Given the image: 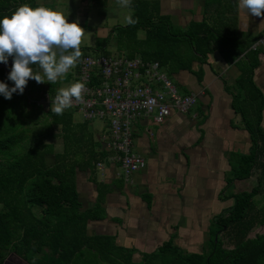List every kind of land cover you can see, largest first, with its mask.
I'll return each mask as SVG.
<instances>
[{"label": "trees", "instance_id": "trees-1", "mask_svg": "<svg viewBox=\"0 0 264 264\" xmlns=\"http://www.w3.org/2000/svg\"><path fill=\"white\" fill-rule=\"evenodd\" d=\"M92 1L98 6L107 4V0ZM23 4L49 8L35 0H0V19L11 16ZM130 8L138 22L117 25L108 34V38H114L119 54L128 58L138 54L145 60L157 61L172 75L190 70L194 60L206 62L209 53L221 48L224 60L234 63L240 71L225 89L232 94L231 108L240 115L242 129L250 139L248 152L227 153L230 170L221 198L230 199L231 204L211 217L206 249L188 252L170 238L153 252L145 253L136 264H264V232L250 236L255 226L264 229V204L257 206L255 201L264 190V95L253 78L262 47L221 45L205 19L191 21L185 29L176 28L169 16L161 13L158 0H131ZM11 59L8 57V61ZM11 67L12 64L0 67V82L9 88L14 87L8 79ZM31 67L34 72L41 70L35 64ZM196 75L200 80L202 71ZM34 82L28 81L23 94L13 93L11 99L0 94V264L9 252L29 264H75L76 258L87 250H93L108 264H128L124 250L115 245L114 236L87 234L88 221L104 217L101 199L105 191L100 188L104 185L97 184L96 202L88 208L82 207L76 187L80 171H88L95 181L97 163L104 161L108 152L93 136L90 121H75L71 109H65L62 115L50 108L43 111L35 98H29L27 87L34 92L40 90ZM46 89L56 92L48 81ZM26 100L31 101L28 111ZM34 110L43 111L46 132L31 134L26 117ZM197 111L202 113L201 109ZM58 135L63 141L59 151L45 141ZM255 170L257 181L250 190L226 192L234 180L247 179ZM223 234L228 246L221 239Z\"/></svg>", "mask_w": 264, "mask_h": 264}, {"label": "crops", "instance_id": "crops-1", "mask_svg": "<svg viewBox=\"0 0 264 264\" xmlns=\"http://www.w3.org/2000/svg\"><path fill=\"white\" fill-rule=\"evenodd\" d=\"M35 1L48 5L49 0ZM158 1L161 13L169 16L173 26L185 29L189 22L205 19L220 44H227L228 48L233 43L253 44L264 32V16L247 14L239 8L238 0ZM220 51L209 53L206 62L192 61L190 70L171 75L184 92L197 93L191 113L172 112L158 124L150 116L135 121L133 151L145 158L146 167L127 179L112 160L115 153L109 146L110 131L105 124L99 131L89 125L108 154L97 166L95 181L88 171L76 176L83 208L95 204L97 184L104 185L100 186L105 191L101 199L104 217L89 220L87 234L114 236L115 245L127 255L129 261L125 263L141 262L145 253L153 252L170 238L188 252H200L204 241H208L211 217L231 204L230 199L226 203L228 200L221 198L230 170L227 153L248 152L250 139L242 129L240 115L231 108L232 94L225 89L240 74L239 68L228 64ZM258 60L253 78L264 95V46ZM199 70L200 80L196 75ZM262 115L264 128V108ZM75 261L108 264L93 250L85 251Z\"/></svg>", "mask_w": 264, "mask_h": 264}, {"label": "built area", "instance_id": "built-area-1", "mask_svg": "<svg viewBox=\"0 0 264 264\" xmlns=\"http://www.w3.org/2000/svg\"><path fill=\"white\" fill-rule=\"evenodd\" d=\"M264 46V32L251 46ZM79 82L85 84L83 98L70 108L82 114V120H104L110 131L112 160L117 162L125 179L146 167L145 158L133 151V124L143 116L162 123L172 112L188 114L197 101V93L180 96L157 61L140 55L84 54L78 66ZM55 93L44 88L38 104L48 109ZM151 134V131H149ZM100 166V163H97Z\"/></svg>", "mask_w": 264, "mask_h": 264}, {"label": "clouds", "instance_id": "clouds-1", "mask_svg": "<svg viewBox=\"0 0 264 264\" xmlns=\"http://www.w3.org/2000/svg\"><path fill=\"white\" fill-rule=\"evenodd\" d=\"M124 8H130L131 0H117ZM238 6L256 17L264 16V0H238ZM131 12L125 17L126 24H135ZM85 30L77 23H69L59 11L45 6L31 7L23 4L11 16L0 19V63L13 57L8 79L14 87L0 82V94L11 99L13 93L23 94L29 79L37 83H55L75 67L82 56L80 45ZM38 65L43 75L34 72L31 65ZM85 84L72 83L61 87L51 103L53 113L62 115L74 101L83 98Z\"/></svg>", "mask_w": 264, "mask_h": 264}, {"label": "rangeland", "instance_id": "rangeland-1", "mask_svg": "<svg viewBox=\"0 0 264 264\" xmlns=\"http://www.w3.org/2000/svg\"><path fill=\"white\" fill-rule=\"evenodd\" d=\"M46 3L49 5L51 9L63 13L65 17H67L69 23L77 22L85 30V34L82 39V43L80 45L82 56L84 54L95 55V54H100L102 52H109L110 54L120 53L116 47L114 38L113 37L108 38V34L113 27L117 25L124 26L126 24L125 17L126 15L129 14V12L132 13L131 8L121 7L118 4L117 0L108 1L105 8L92 4L89 1L85 2L84 0L82 1L81 0H49ZM142 34L143 32L140 31L139 35L142 36ZM79 61L77 62L76 66L71 68L65 76L60 77L57 80V82L53 83V87L56 92H58V90L61 87H68L72 83L79 82L78 79ZM163 71L166 77L169 80H171L174 86L176 87L177 94L183 96L184 91L173 80L172 76L167 72L166 68H163ZM38 73L43 75L42 70H40ZM29 81H35V80L29 79ZM46 81L47 79L45 78L44 83L34 82V85L37 86L39 85L40 87V90L39 89L35 90V86H34L35 92L30 90L29 87H27L28 89L26 90V92L28 97L35 98V100L38 101L39 98L41 97L42 91L46 87ZM26 102L27 105L25 107V111H28V109L32 108L30 105L31 101L28 102V100H26ZM36 104L38 103L36 102ZM42 107H43V111L48 109L45 103L42 105ZM43 111L34 110L32 115L26 117L27 126L31 128V134L36 132L38 133L40 131H45L47 129V127L44 125ZM73 117L74 120L76 121L82 120V114L80 112H74ZM36 118L38 119V121H36ZM103 124H104V120L98 118L90 121V125L96 131H99L101 128H104ZM150 128L153 129V126H150ZM54 132L58 133V129L56 130L54 129ZM45 141L51 142L54 145V149L57 151L62 149L63 141L59 135L52 138H46ZM257 175H258V171L255 170L252 176L247 179L234 180L232 185L226 190V192H240L242 190H250L256 184ZM255 201H257V206L264 204V190L260 195L255 197ZM226 203H230V201L228 200L226 201ZM34 210L35 212H38L37 208H34ZM263 232H264L263 227L257 225L251 230L250 236H253L256 233H263ZM221 239L225 245L227 246L229 245L225 234L221 236ZM207 242L208 241H204L203 243V248L205 247L204 249H206L208 245ZM8 259L15 261L19 260V258L15 255H10ZM8 259L6 260V262L8 261ZM20 261L22 264H26L22 260Z\"/></svg>", "mask_w": 264, "mask_h": 264}, {"label": "water", "instance_id": "water-1", "mask_svg": "<svg viewBox=\"0 0 264 264\" xmlns=\"http://www.w3.org/2000/svg\"><path fill=\"white\" fill-rule=\"evenodd\" d=\"M12 63H13V59L7 61L6 64H5V63H0V67H7V66L11 65ZM215 239H216V237H215ZM10 255H15V256H17L20 260H22L23 262H25V263L27 264V261L24 260L23 258H21L20 256H18L15 252H11V253H9V255L4 259V261H3L2 264H6V260L8 259V257H9Z\"/></svg>", "mask_w": 264, "mask_h": 264}, {"label": "flooded vegetation", "instance_id": "flooded-vegetation-1", "mask_svg": "<svg viewBox=\"0 0 264 264\" xmlns=\"http://www.w3.org/2000/svg\"><path fill=\"white\" fill-rule=\"evenodd\" d=\"M201 251H202V250H201ZM9 253H10V252H9ZM8 255H9V254H8ZM8 255H7V256H8ZM7 256H6V257H7ZM9 260H10V259H8V261L6 262V264H22L21 261H20V259H19V260H16V261H15V260H10V261H9Z\"/></svg>", "mask_w": 264, "mask_h": 264}]
</instances>
